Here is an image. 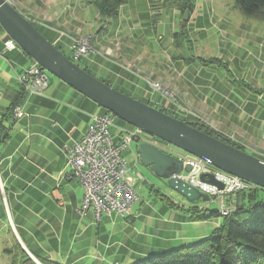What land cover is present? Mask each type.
Returning <instances> with one entry per match:
<instances>
[{"label": "crops", "instance_id": "1", "mask_svg": "<svg viewBox=\"0 0 264 264\" xmlns=\"http://www.w3.org/2000/svg\"><path fill=\"white\" fill-rule=\"evenodd\" d=\"M9 1L69 58L74 39L89 35L92 51L75 63L110 86L252 154L264 149V22L232 0H196L187 20L178 2L162 7L163 0H126L114 18L102 16L94 0ZM6 36L0 29V49ZM32 61L20 47L0 57V264H10L20 247L40 263L132 264L218 229L221 216L198 220L190 210L214 208L209 202L158 192L164 203L157 208L140 201L124 217L112 212L99 221L91 211L81 214L84 188L68 176L63 146L108 111L59 78L48 77L42 93L29 92L16 73ZM14 104L22 116L13 117ZM133 158L135 165L139 155ZM127 168L135 188L143 175ZM223 197L214 195L219 211L228 205Z\"/></svg>", "mask_w": 264, "mask_h": 264}, {"label": "water", "instance_id": "2", "mask_svg": "<svg viewBox=\"0 0 264 264\" xmlns=\"http://www.w3.org/2000/svg\"><path fill=\"white\" fill-rule=\"evenodd\" d=\"M188 14V10H185L184 20H187ZM0 25L47 72L116 117L224 172L264 188L263 159L235 147L227 137L217 138L194 126L201 124L199 122L174 117L93 76L62 53L9 0H0ZM136 151L144 166L189 201L209 199L208 194L177 176L182 171L189 172L190 164L184 166L182 159L147 142L139 143ZM200 180L223 189V183L212 173H202ZM30 258L42 264L32 255Z\"/></svg>", "mask_w": 264, "mask_h": 264}, {"label": "built area", "instance_id": "3", "mask_svg": "<svg viewBox=\"0 0 264 264\" xmlns=\"http://www.w3.org/2000/svg\"><path fill=\"white\" fill-rule=\"evenodd\" d=\"M0 29H2L1 25ZM2 45L0 57H3L7 50L19 47L9 35L3 39ZM91 51L90 36L84 35L74 39L70 49V58L77 62ZM16 78L32 93H42L49 80L47 71L34 60L28 67L17 72ZM152 87L168 93L158 82H153ZM22 114V107L15 105L12 109L13 117L17 118ZM114 118L115 115L110 112L93 116L82 137L71 145L63 146L71 165L68 176L78 179L84 188L79 207V212L83 215L91 211L95 220L99 221L103 214L113 212L124 217L131 210L138 196L130 180L122 152L132 141H135L137 145L141 142L153 144L164 152L182 159L184 166L190 164L189 172L182 171L177 176L208 195H234L237 191L252 186L251 183L217 169L190 153L180 149L174 150L171 144L144 134L139 128L130 124L119 127L122 134L116 140L112 131ZM261 137L264 140V119L261 121ZM255 154L264 160V149L255 151ZM133 155L137 157V151H133ZM202 173H212L217 180L223 183V189L220 190L212 184L201 181ZM232 209L233 206H226L220 210V213L225 215Z\"/></svg>", "mask_w": 264, "mask_h": 264}, {"label": "trees", "instance_id": "4", "mask_svg": "<svg viewBox=\"0 0 264 264\" xmlns=\"http://www.w3.org/2000/svg\"><path fill=\"white\" fill-rule=\"evenodd\" d=\"M125 1L94 0L93 2L102 16L114 18L120 5ZM195 1L163 0L160 5L168 7L178 2L182 12L185 10L191 12ZM232 1L233 6L244 15L264 22V0ZM186 34L187 32L182 29L179 33H175V36L180 41L182 37H186ZM14 106L15 104L11 106V112ZM194 126L214 137H224L203 125ZM231 143L242 149L239 145ZM232 201L233 209L225 215L216 208L197 205L190 208L194 219L222 217L218 229L207 238L192 245L180 246L162 254L147 256L132 264H264V188L252 185L247 189L239 190L234 194ZM10 264L37 263L20 247L18 254L12 256Z\"/></svg>", "mask_w": 264, "mask_h": 264}, {"label": "rangeland", "instance_id": "5", "mask_svg": "<svg viewBox=\"0 0 264 264\" xmlns=\"http://www.w3.org/2000/svg\"><path fill=\"white\" fill-rule=\"evenodd\" d=\"M47 74H48V77L50 79H53V80L57 79V77L54 76L53 74H51L49 72H47ZM125 124H126L125 121H123L120 118L115 116V118H114V130H115V134L117 136L122 134L119 127L122 125H125ZM143 133L149 135L148 133H146L144 131H143ZM158 140H161V139H158ZM135 147L137 148L136 142L132 141V143L129 146H127L122 152V155H123L125 161L127 162V166L130 167L133 171H139L143 175V179L139 180L136 183L135 188H134V190L138 196V201H136L133 206L138 205L140 203V201H146V202H149L150 204H156L155 207L157 208L159 205L164 203L163 200L159 199L157 192L158 193H164V194L172 197V199H178L180 201H184L182 203H192L193 202V201H189L188 199L183 197L181 194H179L178 192H176L172 188H170L164 179L155 175L148 167L144 166L140 162L139 159L136 162V164L134 165V158H133L132 150ZM171 147L174 150H178V148L174 145H171ZM257 151H261V150H257ZM246 152H249V150H247ZM254 155L260 157L257 154H254ZM260 158H262V157H260ZM222 199L226 203L228 202L227 203L228 205L226 204L227 206H230V204L233 205V201H231V200L234 199V195H228V196L224 195V197ZM219 200H215L214 196H211L209 201L199 199V200H196L194 202L196 204H205V203L209 202L212 207L219 209V207H220Z\"/></svg>", "mask_w": 264, "mask_h": 264}, {"label": "flooded vegetation", "instance_id": "6", "mask_svg": "<svg viewBox=\"0 0 264 264\" xmlns=\"http://www.w3.org/2000/svg\"><path fill=\"white\" fill-rule=\"evenodd\" d=\"M152 136V135H151ZM179 149V148H178ZM215 167V166H214ZM216 168V167H215ZM218 169V168H217Z\"/></svg>", "mask_w": 264, "mask_h": 264}]
</instances>
